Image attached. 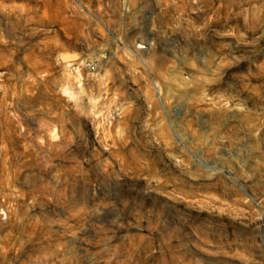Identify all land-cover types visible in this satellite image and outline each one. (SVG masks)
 I'll return each mask as SVG.
<instances>
[{"label": "rangeland", "instance_id": "obj_1", "mask_svg": "<svg viewBox=\"0 0 264 264\" xmlns=\"http://www.w3.org/2000/svg\"><path fill=\"white\" fill-rule=\"evenodd\" d=\"M0 264H264V0H0Z\"/></svg>", "mask_w": 264, "mask_h": 264}, {"label": "water", "instance_id": "obj_2", "mask_svg": "<svg viewBox=\"0 0 264 264\" xmlns=\"http://www.w3.org/2000/svg\"><path fill=\"white\" fill-rule=\"evenodd\" d=\"M78 59V57L74 54H69V55H65L64 57L61 58V60L64 63H69V62H74Z\"/></svg>", "mask_w": 264, "mask_h": 264}, {"label": "built area", "instance_id": "obj_3", "mask_svg": "<svg viewBox=\"0 0 264 264\" xmlns=\"http://www.w3.org/2000/svg\"><path fill=\"white\" fill-rule=\"evenodd\" d=\"M86 68L89 69L90 71H95L96 70V65L92 62H88L86 64Z\"/></svg>", "mask_w": 264, "mask_h": 264}]
</instances>
